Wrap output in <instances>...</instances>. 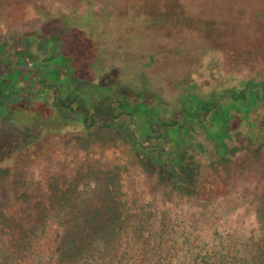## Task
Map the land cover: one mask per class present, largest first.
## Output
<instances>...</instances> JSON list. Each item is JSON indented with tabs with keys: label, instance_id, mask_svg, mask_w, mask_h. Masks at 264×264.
I'll use <instances>...</instances> for the list:
<instances>
[{
	"label": "trees",
	"instance_id": "trees-1",
	"mask_svg": "<svg viewBox=\"0 0 264 264\" xmlns=\"http://www.w3.org/2000/svg\"><path fill=\"white\" fill-rule=\"evenodd\" d=\"M178 1L131 0L120 24L165 34L183 20ZM86 4L44 13L37 31L0 34V180L43 151L47 134L74 126L122 143L160 197L132 212L103 171L53 179L32 194L17 180V197L0 200V264H264V183L251 203L256 234L219 235L220 215L241 209L226 199L232 170L250 161L259 168L264 158V81L203 95L182 80L167 96L142 66L129 81L104 80L109 59L95 47L109 36L112 13ZM207 42L204 52L216 50ZM234 142L247 146L240 156Z\"/></svg>",
	"mask_w": 264,
	"mask_h": 264
},
{
	"label": "rangeland",
	"instance_id": "rangeland-1",
	"mask_svg": "<svg viewBox=\"0 0 264 264\" xmlns=\"http://www.w3.org/2000/svg\"><path fill=\"white\" fill-rule=\"evenodd\" d=\"M89 1L95 9L108 4L106 15L112 13L107 27L109 36L95 47L97 54L103 55V62L109 59L107 72L101 77L104 80L129 81L135 73H140L142 66L154 85L167 96L176 92L182 80L199 87L203 95L226 83L237 85L243 79L264 81V0H180L183 20L174 21L165 34L160 29L148 30L133 24L125 28L120 24L119 17L130 10L131 0ZM86 3L87 0H0V34L10 37L13 33L37 31L43 25L44 13L82 8L84 11L88 8ZM210 22L213 33L206 36V24ZM77 29L84 32L82 26ZM119 32H123L122 38ZM183 40L186 44H182ZM208 40L216 50L207 53L203 48L209 50ZM35 44L33 52L38 46ZM107 139L104 134L96 139L88 138L74 126L47 134L43 151L39 148L31 159L20 158L17 175L9 176L7 182L0 180V200L17 197L14 193L17 180L32 194L38 186L44 188L53 179L69 181L81 174L88 176L100 171L110 179L113 178L110 174L114 175V182L123 187L118 196H123L126 208L132 212L140 204L153 200L156 194L160 197L154 178L130 161V150L122 143L110 144ZM233 145L237 156L247 149L243 142ZM250 162L253 163H248L247 168L240 165L231 172L226 199L229 205L241 209L220 215L222 237L233 233L243 238L257 232L251 203L255 187L264 183V158L259 168L257 163Z\"/></svg>",
	"mask_w": 264,
	"mask_h": 264
}]
</instances>
